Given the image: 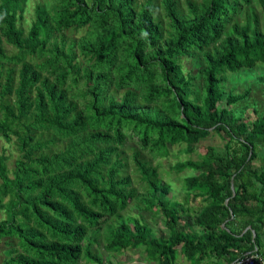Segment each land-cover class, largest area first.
Here are the masks:
<instances>
[{
  "label": "trees",
  "instance_id": "trees-1",
  "mask_svg": "<svg viewBox=\"0 0 264 264\" xmlns=\"http://www.w3.org/2000/svg\"><path fill=\"white\" fill-rule=\"evenodd\" d=\"M28 2L0 0L1 264H113L91 235L154 264L264 253V111L222 84L264 61V0H35L26 26ZM174 145L198 153L183 201L152 164Z\"/></svg>",
  "mask_w": 264,
  "mask_h": 264
},
{
  "label": "rangeland",
  "instance_id": "rangeland-1",
  "mask_svg": "<svg viewBox=\"0 0 264 264\" xmlns=\"http://www.w3.org/2000/svg\"><path fill=\"white\" fill-rule=\"evenodd\" d=\"M35 0H29V2L26 5V10L24 12V25H28V23L31 21L33 16V4ZM257 10H259L256 7ZM184 68L186 70H191L194 74H197V67L195 65V62L192 59H185L183 61ZM264 76V61L261 63L256 64L251 69H243L240 70L237 73H231L227 74V77L225 76V80L222 82L225 91H229L231 88H234L235 93L243 92V90L247 87H250L251 92L249 93L250 99L248 100V104H252V101L255 100L256 104L260 107L261 110L264 111V80H262L260 77ZM196 86H200V81L197 79L195 81ZM239 104V108H243V105ZM238 108V109H239ZM252 117L254 116V113L252 111L248 112ZM201 146L204 145H216L220 146L222 141L216 134H210L207 138L201 140L198 142ZM133 145V143H131ZM2 150H5L7 154H14L16 153L14 151V147L12 144V141H5L4 139L0 138V153ZM198 153H187L184 150V145H174L170 147L169 155L166 158H159V159H152V164L155 165L159 163V170L161 172L162 181L167 184H171V191L170 195L171 197L183 201L184 191H183V176L185 175V172H174L170 168L172 165L175 164L178 160H184V159H198ZM130 158V156H129ZM139 191H142L143 186H139ZM143 214V220H145L148 225H150L156 235L166 234L167 230L163 226L162 217L158 214H153L151 212L145 211V212H139L136 208V202L133 201L129 205L127 211L125 214L129 215H135L139 216V214ZM3 213L0 212V219L3 217ZM191 229V227H189ZM100 234V232H99ZM91 235V234H90ZM96 237V236H94ZM99 239H96L98 243L94 242L91 237L89 236L86 240L87 243H90V249L93 253H97L98 255H101L103 259H110L113 264H154L151 262H148L145 257L144 248L140 247L137 249H126L119 253H114L113 255H109L105 250L102 248V236L98 235ZM92 243V244H91ZM6 249V246L4 245V242L2 239H0V264L3 261L4 258V251ZM178 254L176 261L179 264H192L190 263L180 252L179 247H177ZM80 264H92L86 261L85 259L81 260ZM201 264H211L210 261L206 260L202 262Z\"/></svg>",
  "mask_w": 264,
  "mask_h": 264
},
{
  "label": "built area",
  "instance_id": "built-area-1",
  "mask_svg": "<svg viewBox=\"0 0 264 264\" xmlns=\"http://www.w3.org/2000/svg\"><path fill=\"white\" fill-rule=\"evenodd\" d=\"M231 264H264V253H246L243 257L236 259Z\"/></svg>",
  "mask_w": 264,
  "mask_h": 264
},
{
  "label": "crops",
  "instance_id": "crops-1",
  "mask_svg": "<svg viewBox=\"0 0 264 264\" xmlns=\"http://www.w3.org/2000/svg\"><path fill=\"white\" fill-rule=\"evenodd\" d=\"M214 259H211L210 263L213 264ZM219 264H225L224 260H220Z\"/></svg>",
  "mask_w": 264,
  "mask_h": 264
}]
</instances>
